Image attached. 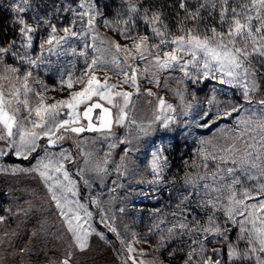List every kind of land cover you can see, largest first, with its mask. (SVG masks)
Listing matches in <instances>:
<instances>
[{
    "label": "snow or ice",
    "instance_id": "1",
    "mask_svg": "<svg viewBox=\"0 0 264 264\" xmlns=\"http://www.w3.org/2000/svg\"><path fill=\"white\" fill-rule=\"evenodd\" d=\"M175 7L179 11L173 31L166 20L164 5L153 4L151 0L147 4L145 0H122L115 14L108 13V4L101 0H75L57 8V12L72 14L69 25L59 30L63 35H57V25L38 14L34 0H10L17 36L0 41V158L11 155L21 160L32 158L36 163L27 169L0 165V174L34 173L44 185L62 223L57 238L64 249L62 256L49 257L48 264H74L75 252L86 250L88 237L95 231L90 223L93 213L81 202L78 184L82 181L84 186L91 187L94 180L90 174L101 181L105 175H111L106 167L110 153L105 154L101 164L92 161V153L83 150L82 165L74 174L70 172L67 164L76 161L62 147L66 134L80 137L84 132H98L105 134L104 139H110L113 126H123L128 115L131 93L123 91V86L139 93V78L147 77L149 84L160 87L162 74L176 72L182 76H165V83L169 79L193 84L215 82L221 87L214 88V92L227 88L238 99L221 106L213 95L206 101L210 107L189 123L188 128L211 129L216 125L220 135L215 141L200 140L202 147L197 151L200 162H194L193 166L199 167L202 174L186 175L188 190L171 213L173 219L158 217V222L149 229L158 233L159 239L148 264H264V97L258 95L264 92V0H178ZM28 12L34 13L31 20L25 16ZM208 18L214 22L203 23ZM141 22L145 32L137 27ZM77 24L78 31L74 30ZM42 27L48 32L40 37L37 33ZM98 27H107L131 43L104 40ZM72 38L85 39L82 50L71 49L74 55L84 58V68L78 76L61 75L59 86L67 90L66 98L47 97L49 89L32 70L45 62V52H53ZM97 40L101 45L107 44V48L102 50ZM34 41L39 47V55L35 56ZM90 47L101 55L90 56ZM113 49L110 63L120 68L114 75L123 77L116 83L109 82L111 77L104 67L109 61L102 55ZM98 73L105 75L101 77ZM37 84L40 89L35 87ZM145 94L155 95L151 89ZM157 107L160 115L155 122L172 130L176 120L166 113L176 109L163 97H157ZM113 108L117 109L115 117ZM186 108L190 111L192 105ZM97 109L100 111L94 122L93 113ZM229 118L231 125L219 124ZM115 146V143L108 145L110 149ZM57 148L58 151H53ZM130 150H125V155ZM152 156L153 179L149 183L156 184L163 179L168 157L162 149ZM113 170L124 174L125 157L119 158ZM91 203L99 206L100 202L92 199ZM4 212L8 215L0 214V224L11 215L28 214L27 209L20 207L15 210L7 207ZM101 222L116 232L105 219L103 209ZM233 230L234 240L230 238ZM10 235L17 233L15 230L4 233L5 237ZM126 249L128 260L137 264L131 255L137 250L131 244ZM27 251L19 249L20 253ZM149 254L138 252L140 256ZM139 264L145 261L140 260Z\"/></svg>",
    "mask_w": 264,
    "mask_h": 264
},
{
    "label": "rangeland",
    "instance_id": "2",
    "mask_svg": "<svg viewBox=\"0 0 264 264\" xmlns=\"http://www.w3.org/2000/svg\"><path fill=\"white\" fill-rule=\"evenodd\" d=\"M164 1H167L166 9H163L164 12L168 10L169 13L176 14L179 11L178 7H175L178 0ZM148 2L149 0H145L146 4ZM151 2L155 4L154 1L151 0ZM34 3L38 6V14L41 17L47 16L50 21L57 25V35H63V32L59 30L69 25L72 14L63 11L57 12V8L64 7L68 3H75V0H34ZM101 3L108 4L107 12L115 14L122 5V0H101ZM9 4L10 0H0V15L7 17L10 23L9 33L13 35L10 39H12L17 36V33L12 21L14 13L10 11ZM33 14V12H28L25 13V16L31 20ZM109 18L111 19L112 16L110 15ZM176 19L174 17L170 19L166 16V20L172 25L173 31L176 30ZM213 22L211 18L203 21L206 24ZM137 27L140 32H145V26L142 22ZM74 30H80V25L77 24ZM47 32L48 29L42 27L37 35L43 37ZM98 32L104 40H117L121 44L131 43V41L121 39L115 31L107 27H98ZM86 39L89 44L92 43L90 37ZM84 43L85 39H70L53 52H45L43 54L45 62L32 70L33 75L49 89L45 93L47 97L56 100L66 98L67 90L60 89L59 80L61 75L65 73H73L77 76L81 73L84 68V58L74 55L71 49L82 50ZM96 43L102 50L107 48V44L101 45L99 40ZM32 51L34 56L39 55L37 41H34ZM114 52L113 49L112 52L102 53L103 58L109 61L104 67L108 69L106 74L111 77L110 83L123 80L122 76L114 75L120 71V68L110 63ZM88 53L90 56L101 55V53L93 52L91 47L88 49ZM119 55L120 58H123V53ZM9 63H13V61L9 60ZM98 75L103 77L105 73H98ZM169 75L181 77L182 73L162 74L160 87L149 84L147 77L139 78V93L134 88L127 85L123 86V91L131 93L130 102L126 109L128 115L123 126L114 125L112 133L109 134L110 139H104V133H84L80 137L71 133L66 134L67 138L62 142V147L68 149L74 158L75 148H78L80 162L77 167L82 165L84 159L81 156V150L85 153H92L91 160L99 161L101 164L105 154L110 153L109 163L106 167L111 175H105L101 181L95 178V174H90L94 180L91 187L81 184L84 188L81 202L86 204L88 210L93 213L90 223L95 231L88 237L86 250L75 252L74 264H123L110 236L120 244L128 264H132L131 260H128L129 253L126 249L128 244L137 250L131 254L135 257L137 264L140 260H144L145 264H148L155 255L153 250L159 239L158 233L149 232V229L158 222V217L165 220L173 219L171 213L188 190L185 183L186 175L197 176L202 174L199 167L193 166L194 162L196 164L200 162V158L197 156V151L202 147L200 140L215 141L220 133L216 125H213L211 129L188 128V125L200 111L210 107L206 101L213 95L216 96L221 106L226 101L238 99V97L232 96L231 90L227 88L223 91L214 92V88L219 89L221 86L210 81L193 84L191 81L179 83L177 79H169L165 83L164 78ZM35 87L40 89L41 85L37 84ZM148 89H151L155 95H146ZM258 95L264 97V92ZM157 97H163L167 104H171L176 109L175 112L168 111L166 113L176 120V123L171 125L172 130L165 129L161 127L159 122H155V117L160 115ZM48 102L51 103L52 100ZM119 102L123 103L122 100ZM189 104L192 105L190 111L186 108V105ZM112 110L115 117L117 109L113 108ZM97 115L98 113L96 117ZM96 117L95 122H97ZM231 123L230 118L219 121V124L225 126L231 125ZM120 140H125L127 143H120ZM111 143H115L116 146L110 149L108 145ZM127 149L131 150L125 155ZM157 149H162L163 154L168 157V166L163 170V179L156 184H150L149 181L153 179L152 153ZM58 150L59 148L53 149V151ZM120 157H125L123 175H119L113 170ZM35 163L36 160L32 158L21 160L11 155L0 158V165L9 168L18 166L20 169H27ZM209 163L211 164V162ZM113 181L115 182L113 183ZM92 199H97L100 202L99 206L93 205ZM7 207L14 210L17 207L24 208L28 210V214L26 216L23 213L18 216L11 215L4 224H0V264H48L49 257L64 254V249L61 247L62 241L57 238L62 230V223L56 215L55 209L51 206L46 189L38 176L22 171H17L15 175L0 174V214L8 215L4 212ZM121 208L124 209L123 212L120 211ZM101 209H103L107 222L116 228V232L110 231L107 224L101 222ZM14 230L17 235L4 236L5 232L11 233ZM101 234L103 239H101ZM235 235V230H233L230 233V238L234 240ZM20 248H25L28 251L20 253ZM140 250L150 254L140 256L138 255Z\"/></svg>",
    "mask_w": 264,
    "mask_h": 264
},
{
    "label": "trees",
    "instance_id": "3",
    "mask_svg": "<svg viewBox=\"0 0 264 264\" xmlns=\"http://www.w3.org/2000/svg\"><path fill=\"white\" fill-rule=\"evenodd\" d=\"M152 1H154L155 4H163L164 8H165V4L167 2V1H164V0H152ZM165 13H166V16L170 17V19H172V17H174L175 19L177 18L176 14L169 13L168 10H166ZM9 32H10V23L8 22L7 17H4V15H2V16L0 15V41H6V40L10 39L13 35H11L12 33H9ZM75 150H76V154H75L76 163L69 164V167H68L70 172H72L73 174L75 173V169H76L78 163L80 162L79 161L80 160V155L77 152L78 148L76 147ZM81 184H82V182H80L78 185H79V189H80V192H81V195H82L83 192H84V188L82 187ZM110 238H111V241L113 242V245H114V248H115L117 254L119 255L120 259L122 260V262L124 264V262L126 260V257L122 253L120 244L117 242V240L115 238H113L111 236H110ZM127 264H128V261H127Z\"/></svg>",
    "mask_w": 264,
    "mask_h": 264
},
{
    "label": "water",
    "instance_id": "4",
    "mask_svg": "<svg viewBox=\"0 0 264 264\" xmlns=\"http://www.w3.org/2000/svg\"><path fill=\"white\" fill-rule=\"evenodd\" d=\"M99 109H97L94 113H93V121L95 122V117H96V114L98 113L99 114ZM113 111V110H112ZM113 116H114V113H113ZM86 123V121H85ZM114 127V126H113ZM84 133H98V132H84ZM82 133V134H84Z\"/></svg>",
    "mask_w": 264,
    "mask_h": 264
}]
</instances>
